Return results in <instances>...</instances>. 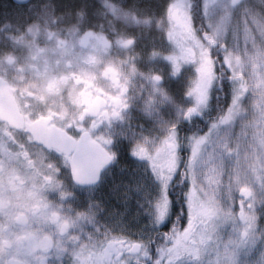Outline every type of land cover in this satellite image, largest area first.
<instances>
[{"label": "flooded vegetation", "instance_id": "1", "mask_svg": "<svg viewBox=\"0 0 264 264\" xmlns=\"http://www.w3.org/2000/svg\"><path fill=\"white\" fill-rule=\"evenodd\" d=\"M82 2L68 7L60 0H0V264H153L161 258L164 264H264V231L261 230L264 225L250 224L246 219L248 209H253L258 219L264 209V145L253 144L255 134L239 142V137H243L238 133L235 183L231 179L224 185L223 165L226 163L216 159V178L221 181H208L204 192L207 198L203 195L202 203H198L201 207L197 208L188 204L189 189L191 191L193 186L189 168L195 163L194 157L186 168V153L177 150L171 136L161 150L140 148V157L137 151H131L126 140L136 131L135 120L148 113L149 107L144 105V100L152 82L163 85L166 72L178 80L196 61L199 66H203L204 61H208V65L213 63L217 73L214 85L220 83L222 89L231 88L232 95L220 118L225 116L233 101L241 99L233 100L236 82L238 79L243 84L246 81L239 75H232L224 47L214 49L209 38L202 37L199 32L200 23L207 26L205 0H188L180 7H171L172 2L167 5L165 13L171 26L164 36L166 42L174 46L168 51L152 47L147 37L142 41L141 34H128L99 20L97 12L89 11ZM51 5L55 6V14H63L55 23L51 19ZM78 10L83 13L82 17L76 15ZM5 21L10 24L6 26ZM89 28L93 31H85ZM194 42L202 47L194 48ZM129 48L134 54L136 74L125 87L114 61ZM203 48L208 49L207 53ZM165 62L169 67L160 71L158 64ZM101 63H106L101 77L110 80L114 88L118 87V93L106 91L98 83L95 70ZM73 67L78 71H68L67 75L61 72L60 79L66 81L71 77L75 84L83 85L73 102L84 106L78 119H89L86 124H76L69 131L49 123L53 117L63 119L67 110L56 111V101L50 100L49 95L33 91L38 85L32 77L38 79L53 69ZM54 82L55 77L50 81L49 93ZM132 91H136L140 99L126 106L123 97ZM60 106L63 107L62 103ZM41 108H45L47 114L41 112ZM33 111L37 113L35 119L31 118ZM209 115L206 107L190 123L185 117L175 123L182 144L187 143L185 137L189 134L195 137V126L201 125L200 120L206 125ZM172 127L165 130L169 132ZM155 130L163 131L162 127ZM53 141H59L63 150L55 147ZM72 142L76 151L66 153L67 145ZM233 151V148L216 150L219 154H214L221 157V152ZM99 152L106 158L115 153V157L101 173L98 183H75L70 163L75 155L83 162L98 157ZM207 152L212 155L211 151ZM49 153L61 163L58 173L50 171ZM132 160L148 165L153 182L165 190L168 200L175 194L173 190L179 188L178 176L183 180L180 184L186 182L188 185L185 218L171 225L167 224L169 218L162 221L147 249L140 241L129 237L104 234L106 228L96 221L89 226L81 223L78 227L72 219L79 213L78 220L82 221L83 211L82 203L76 204V210L71 209L74 191L80 194L87 191L96 201L109 199L114 173L130 166ZM153 166H158L159 170H152ZM65 186L72 195L61 197L59 192ZM163 228L175 233L165 242H162ZM41 229L48 237L46 244L34 240L35 233ZM169 249L172 254L167 257L170 256L173 263L162 255Z\"/></svg>", "mask_w": 264, "mask_h": 264}, {"label": "rangeland", "instance_id": "2", "mask_svg": "<svg viewBox=\"0 0 264 264\" xmlns=\"http://www.w3.org/2000/svg\"><path fill=\"white\" fill-rule=\"evenodd\" d=\"M60 1L65 2L68 7H75L82 0ZM148 1L156 3L157 7L143 10L131 4L130 0H83L82 4H86L89 11L97 12L99 20L106 21L128 34L132 32L141 34L142 41L147 37L148 43L154 48H160L163 51L173 49V43L168 44L164 36L165 30L171 26L170 18L167 19L165 10L170 2H172L171 7H180L183 2L188 3V0ZM205 3L208 5L206 23L211 36L226 50L225 60L232 75H239L246 82L244 85L241 80H237L233 100L238 97L241 99L232 100L231 107H228L223 118L211 124L207 123L209 125L207 130L200 135L203 139L196 140L192 145L195 163L189 168L193 186L188 194V204L192 208L201 207L198 203H202L208 181L213 180L214 183L218 179L216 178L218 172L216 159L226 163L222 164L225 169L223 171L225 178L220 177L225 182L224 185L231 179L235 183L237 166L235 146L238 143V133L243 137H239V142L255 134L256 142L253 141V144L264 145V0H242L239 5L236 4V7L231 5V0H205ZM238 19L246 20L247 23L243 27H238ZM249 24L252 25L251 30L248 27ZM175 44H177L176 40ZM193 47L199 48L202 45L194 42ZM207 50L202 49L204 53H207ZM157 67L164 72L169 65L165 62L158 64ZM167 73H163L165 76L163 85L152 82V85L147 88L148 95L144 100V105L149 107L148 113H145L147 116L143 113L139 116V120H135L136 131L126 138L131 151H137L138 157L141 156L139 149L142 147L148 150L151 147V151L155 148L161 150L170 137L166 135L168 131L165 128L181 122L186 110L198 109L205 96L210 94L217 78L216 67L213 63L208 65V61H204L203 66H199L196 61L185 69L178 80L172 79ZM161 127L163 131L156 132L155 129ZM133 141H136L134 145ZM230 148L234 151L221 152L223 156L215 157L218 153L215 152L216 150ZM208 150L212 155L208 154ZM207 154L208 159H206ZM232 155L233 158H230ZM128 166L114 173L112 198L96 201L97 199L91 198L89 192L84 191L80 194L75 189L78 193L76 191L73 193L71 209L76 210V204L82 203V221L78 220L76 214L72 219L78 227L81 223L89 226L96 221L99 226L106 228V231H103L104 234L129 237V239L149 244L160 224L151 225L149 214L145 209L158 195L163 194L166 201L168 197L165 190L153 182L146 163H137L132 160ZM151 169L159 170L158 166H153ZM156 176L158 179L159 174ZM218 180L221 181V179ZM85 232L89 233L87 230ZM100 232L95 231V233ZM166 250L162 254L164 259L173 263L174 260L170 256L167 257Z\"/></svg>", "mask_w": 264, "mask_h": 264}, {"label": "clouds", "instance_id": "3", "mask_svg": "<svg viewBox=\"0 0 264 264\" xmlns=\"http://www.w3.org/2000/svg\"><path fill=\"white\" fill-rule=\"evenodd\" d=\"M17 2H22V0H17ZM50 7H51V12H52V15H51L52 22L55 23L57 20L62 19L63 14H59V15L55 14V6L51 5ZM76 15L78 17H82L83 13L78 10ZM33 23H35V21ZM246 23H247L246 20H240V19L237 20L238 27H243ZM9 24H10V21H5L6 26ZM27 27H31V25H28ZM248 27L251 30L252 25L249 24ZM85 31L92 32L93 30L89 28V29H86ZM109 43L111 44L112 41L110 40ZM107 60L108 58L106 57V62ZM133 60H134V54L131 53V50L129 48V50H126L123 52V56L119 60L114 61L115 65L119 69L120 82L125 87H128L131 84V80L136 74L135 68L133 65ZM105 66H106V63H101L95 70L97 81L102 87L105 88L106 91H110L113 94H116L119 92V88L118 87L114 88L110 80L101 77V71L103 70ZM68 71H78V69L75 67L71 69H53L51 72L47 73V75L41 76L38 79L35 77H32L33 79H36V83L38 85L36 88L32 90L36 91L38 94L42 93V94L49 95L50 100L56 101L57 103L54 105L56 111H62L64 109L67 110L68 114L63 119H58L56 117H53V119L49 121V123L58 124L60 127L67 128V130L71 131L75 127L76 124H81V123L86 124V121L89 119V117H85L84 121H81L78 119L79 114L83 111L84 106L75 104L73 100L75 99L79 89L83 85L75 84L74 81L71 79V77H69L66 81L61 80L60 79L61 72H63L64 75H67ZM53 77H55V82L51 83V92L49 93L48 88L50 86V81L53 80ZM123 98L125 100L126 106L130 105L135 100L140 99L136 91H132L130 94L125 93ZM25 99L31 100L32 98L25 97ZM210 100H211V96L210 94H207L198 109L191 108L189 110H186L185 119L190 123L193 118L201 114L204 108L207 107ZM61 103L63 107L60 106ZM229 107H231V105H229ZM40 111L43 112L44 114H47L45 108H41ZM36 116H37V113L33 111L31 113V118L35 119ZM212 127H214V125H212ZM166 135H169L175 139L178 151H184L186 153L185 167L186 168L190 167L192 158L194 155L192 145L194 144L196 140H202L203 137H200V136L193 137L192 134H189L187 137H185L187 143L182 144L181 136L179 133V128L176 124L173 125L172 129H170L169 132L166 133ZM205 135H207V133H205ZM132 143L134 145L136 141H133ZM109 150L111 149L109 148ZM149 150L151 151L152 148L150 147ZM51 157H52V154L49 153L50 171L54 173H58L61 167V163L58 162L57 160L52 159ZM113 157H115V153H113ZM99 179H100V176L97 175L93 183H97ZM89 191H91V189H89ZM59 194L61 197L71 196L72 192L65 186L61 188ZM204 198L205 199L207 198V193H204ZM97 208H99V205H97ZM145 211L148 212L149 214V217H150L149 223L151 225H159L162 221H164L165 219H168L171 216L172 202L171 200L166 201L163 194H161V195H158L152 202H150L149 207L146 208ZM247 213L248 215L246 219L248 220L250 224L264 225V209H261V212H260L261 219L257 218V213L253 209H248ZM77 215H80V214L78 213ZM57 225H59V221H57ZM261 230L264 231V227H262ZM170 235H175V233H171ZM34 240L37 242H43L46 244L48 241V237L44 234L43 230L41 229V230H37V232L35 233ZM169 243L171 244L172 241L169 240ZM141 245H143L145 249L149 247L148 243L144 241L141 242ZM141 245H137V247ZM167 254L171 255L172 249H169ZM77 255H79V253H77ZM153 264H164V260L162 258L158 260H154Z\"/></svg>", "mask_w": 264, "mask_h": 264}, {"label": "trees", "instance_id": "4", "mask_svg": "<svg viewBox=\"0 0 264 264\" xmlns=\"http://www.w3.org/2000/svg\"><path fill=\"white\" fill-rule=\"evenodd\" d=\"M131 4H134L136 6H139L141 9H155L156 3L154 2H149L148 0H130ZM205 23H200L199 24V32L202 37L204 38H209L211 41V46L214 49H219L221 48V45H218L216 41L214 40L213 36H211V33L208 29L207 26H205ZM230 87L226 89H222L221 84L217 83L213 86L210 96L211 100L208 103L207 106V111L209 112V120L208 123L211 124L215 120H219L221 117V114L223 113L226 102H229L230 97L232 95V91H230ZM201 125H196L195 130H194V136H200L202 135L208 128V124L202 125V120H200ZM204 129V131L202 130ZM177 182L179 185V188L173 190L176 191L175 194L172 196L171 202H172V214L169 217L168 220V225L171 224H176L177 222H180L181 218H185V215L183 213L184 209L186 208L185 202H186V194L188 191V185L186 182L184 183H179L183 181L181 179V175L177 177ZM176 182V183H177ZM167 234V235H166ZM171 234V229L170 228H163L162 230V242H165L167 237Z\"/></svg>", "mask_w": 264, "mask_h": 264}, {"label": "water", "instance_id": "5", "mask_svg": "<svg viewBox=\"0 0 264 264\" xmlns=\"http://www.w3.org/2000/svg\"><path fill=\"white\" fill-rule=\"evenodd\" d=\"M240 0H233V5L239 3ZM52 144L62 149V146L59 141H53ZM75 150L76 146L73 142L67 145V151ZM77 153V152H76ZM113 162V157H105L100 152L98 157L93 158L91 161H84L80 162L77 154L75 155L74 159L70 162L72 167V175L74 178L75 183L79 185H94L93 183L97 175H101V173ZM98 183V182H97Z\"/></svg>", "mask_w": 264, "mask_h": 264}]
</instances>
